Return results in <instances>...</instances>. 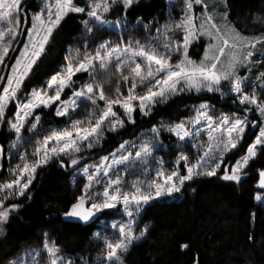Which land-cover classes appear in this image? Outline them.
<instances>
[{
  "label": "snow or ice",
  "instance_id": "obj_1",
  "mask_svg": "<svg viewBox=\"0 0 264 264\" xmlns=\"http://www.w3.org/2000/svg\"><path fill=\"white\" fill-rule=\"evenodd\" d=\"M136 0H89L85 7H80L75 0H46L44 8L33 14L31 26L27 28V39L5 75L0 74V123H3L9 104L15 103V120H9V128L16 134V140L11 147L17 148L24 137L21 135L26 124L31 121L29 132L36 134L40 116L35 115L37 109L56 106L57 117H67L69 126L60 129H50L42 140L36 141L32 153L35 158L29 161L27 154H19L20 163L11 170L15 177L7 183L0 184V226L7 224L11 214L18 211V204L7 201L14 197H22L30 188L37 170L46 165L53 158H60L62 167L76 170L80 167L78 156L82 150L92 149L99 144L105 130L117 131L124 127V119L120 118L114 109H123V116L130 123H135L134 113L137 109L148 115L158 103L166 102L172 96L184 92H208L225 95L223 88L227 85L233 103L242 107L239 111L249 113L255 110L264 117V72L257 75L260 83H248V77L240 74V69L251 71L253 64L264 66V59L254 60L257 45L264 44V36H246L229 27L227 33L214 21L208 0H184V16L179 22L165 25L163 29H156L157 36L152 43L141 44L138 40L129 39L118 43L105 40L89 50V42H94V32L109 30H127L129 23L126 19L112 21L106 18L112 8L122 4L124 9L130 8ZM22 0H0V73H4L8 66L5 64L10 50L15 51L13 45L22 34L21 9ZM200 6L201 14L195 15V7ZM69 13L86 15L81 21L84 27V51L69 50L65 57V67L46 81L43 88L32 89L23 97L18 93L26 79L32 74L34 66L46 52L53 33ZM126 17V12H125ZM223 18L227 25L228 14ZM142 24V21H137ZM264 23V20H261ZM147 27V26H145ZM209 38L208 47L204 51L203 59L198 63L188 55L190 45L199 37ZM181 58L173 63V57ZM264 55V54H262ZM227 57L225 65L223 58ZM77 74H87L89 80L78 90L74 89V77ZM117 76L124 83H130L127 95L117 86L115 96L105 93V78ZM138 86L146 89L143 94L136 92ZM252 88V92L246 91ZM66 89H72V95L62 99ZM259 89L260 95H257ZM98 102L104 106L99 107ZM81 104H90L91 111L87 119H73ZM212 106L201 103L193 107V115L178 123L153 126L146 133L150 138L141 139L140 143L124 141L115 152L101 158L99 164L84 165L77 172V177L85 182L81 194L64 213L66 223H82L89 227H99L102 231H112V236L94 235L104 244V264H123L121 256L128 251L134 240L144 236L147 226L136 235L137 219L144 206L154 200L173 197L182 191L186 182L198 177H216L222 171L224 181L241 180L240 173L256 157L257 151H264V123L249 121L247 115H221L215 117ZM34 117V120L32 119ZM259 127L255 140L248 146L246 154L234 165L225 166V156L232 149H236L246 128ZM162 131L176 137L184 144L197 148L199 157L193 164L184 152H180L176 165L171 171L164 168L162 160L154 155L163 145L157 140ZM206 141L200 140L201 136ZM26 142V141H25ZM3 148L0 147V156ZM67 158V164L63 158ZM182 162V163H181ZM181 166L184 174L181 173ZM155 172L152 176L151 173ZM134 175L137 178L130 184L123 177ZM143 176L144 179L139 177ZM260 189H264V171L259 172ZM128 189V190H125ZM257 200L264 199L258 194ZM111 210H116L115 212ZM120 214V219L111 224L101 222V217L107 218ZM183 247H187L184 245ZM47 256V264H71L61 255L57 242L52 241L45 234L42 248L31 250V264H39V259ZM10 264H21L16 259Z\"/></svg>",
  "mask_w": 264,
  "mask_h": 264
},
{
  "label": "trees",
  "instance_id": "obj_2",
  "mask_svg": "<svg viewBox=\"0 0 264 264\" xmlns=\"http://www.w3.org/2000/svg\"><path fill=\"white\" fill-rule=\"evenodd\" d=\"M225 2L228 18L236 28L243 32L264 31V27H260L259 23L256 24L254 21L251 22L253 27L248 28L240 23L242 20L250 22L251 19H255L264 0H225ZM75 3L86 8L89 0H75ZM27 7V24H29V11H38L39 7L36 0H27ZM183 12L181 0L172 3H169V0H136L127 10L122 4H117L106 18L112 21L126 19L129 23L128 29L94 32L95 43L89 42V50L102 41L110 40L118 43L121 38L124 41L134 39L140 43H149L157 35V24L179 22ZM22 18L24 19V15ZM84 19H87L86 15L78 13H69L65 17L53 33L45 54L34 66L29 78L25 80L21 92L18 93L19 96L23 97L32 89L45 87L46 81L65 65V57L68 56L70 49L73 50V54L76 49L84 51L86 40L81 23ZM137 21H142V24H138ZM26 30L27 28L23 37ZM205 44L203 38L195 41L189 49V55L200 59ZM18 50L19 47L12 51L10 62L14 60ZM7 66L5 77L11 65ZM259 68L264 72V66L259 65ZM252 70L255 72L254 69ZM240 72L242 75L246 74L244 69ZM74 78L78 83L89 80L87 74H77ZM105 79L107 82L104 87L107 95L114 97L117 86L120 87L121 93L127 95L130 83H124L117 76H109ZM248 83L258 84L255 81ZM77 86L75 84L74 88ZM2 87L3 84L0 91ZM223 91L225 93L223 97L220 93L206 91L184 92L170 97L166 102L156 104L148 115H143L137 109L134 113V124L126 122L123 128L115 132L107 131L99 144L90 150H82L78 154L80 167L76 170L62 167L58 161L49 162L39 168L26 194L6 202L18 204L20 207L11 214L7 224L0 226V264H10L18 258L21 259V264H31L28 252L42 248L45 234L50 240L58 243L61 255L70 260L71 264H104V244L94 233L101 232V235L111 237L112 231L109 229L103 232L102 223L99 227H89L82 223L69 224L63 219L64 213L81 194L85 182L77 177V172L84 165L99 164L102 157L115 152L124 141L139 144L141 139H149L146 133L153 126L159 127L161 123L167 125L188 119L194 114L193 107L201 103L212 106L211 114L215 117L229 115L243 118L247 115L249 121L264 123V117L255 110L247 114L239 111L242 106L233 103L227 85ZM246 91L251 93L252 88H247ZM71 94L72 89H66L62 99H66ZM256 94L260 95L259 89ZM91 108L90 104H81L73 114V118L87 119ZM55 110V105L36 110L42 126L66 123V117H57ZM15 111V103L12 102L0 126V143L6 151L15 136L8 124L9 120L14 119ZM23 131L27 136L18 145L19 150L23 149L28 160H33L32 153L37 138L30 136L27 128ZM258 133L259 127L253 128L249 125L237 148L226 154V163L222 168L234 165L241 159ZM157 140L163 147L158 148L154 155L158 160L163 161L164 168L168 171L176 165L180 152L187 154L193 164L199 157L197 148L178 141L166 131H162ZM200 140L206 141V135L201 136ZM12 160L14 164L20 163L18 153L14 154ZM8 164L11 165V162H7L6 159L0 164V184L15 178L8 172ZM262 169H264V151L258 150L256 157L251 159L248 166L240 173L239 182L224 181L220 178L223 174L221 171L216 177L202 176L186 182L180 193L173 197L154 200L144 206L137 219L136 235L139 236L140 231L146 226L148 230L144 236L134 240L128 251L122 254L123 264H264V200H256L257 194H264V189L258 187L259 172ZM180 171L184 174L185 170L182 166ZM151 175L154 176L155 172L153 171ZM123 178L130 184L137 177L125 175ZM122 218L126 219L120 214L107 218L102 216L101 222L111 224ZM184 245L187 247H183ZM39 264H47L46 254L39 259Z\"/></svg>",
  "mask_w": 264,
  "mask_h": 264
},
{
  "label": "rangeland",
  "instance_id": "obj_3",
  "mask_svg": "<svg viewBox=\"0 0 264 264\" xmlns=\"http://www.w3.org/2000/svg\"><path fill=\"white\" fill-rule=\"evenodd\" d=\"M175 0H169V3H172V2H174ZM36 2H37V4H38V7H39V10L38 11H29V14H28V17H29V19H30V22H29V24H27V15H26V10H27V0H22V3H21V5H20V9H21V17H20V20H21V24H20V29H19V31L22 33V29H23V27H24V25L26 24V28H28V27H30L31 26V23H32V16H33V14H36V13H39L40 11H41V9H43L44 8V5H45V3H46V0H36ZM181 3H182V8H183V11H184V0H181ZM208 4H209V8H210V10H212L211 11V14L214 16V23L217 25V26H219L220 28H221V31H222V33H227L228 32V29H229V27H233L234 25H233V23L229 20V18H228V20H227V27L225 26L226 25V22H225V20H224V18H223V14L225 13V12H227V10H226V8H225V4H226V2H225V0H208ZM198 8V9H197ZM194 11H195V15L199 18L200 17V14H201V8H200V6H196L195 7V9H194ZM227 14H228V12H227ZM24 15V19L22 18V16ZM183 16H184V12H183ZM182 16V17H183ZM28 19V20H29ZM261 20H264V4L261 6V9L259 10V14H258V16H256V18L255 19H251L250 20V22L248 21V22H246L247 20H242V22H240L242 25H244V26H246L247 28L248 27H253L252 26V21H254L256 24L257 23H259V26L260 27H264V23H261ZM28 25V26H27ZM165 25H171V23L170 24H168V23H162V24H160V25H156V29L157 28H160L161 30L163 29V27L165 26ZM235 27V26H234ZM236 30L237 31H239V32H241L243 35H246V36H249V37H251V36H264V31H260V32H257V33H255V32H243V31H241V30H239L238 28H236ZM157 36V35H156ZM201 38H203L204 39V41H205V48L204 49H206L207 47H208V44H209V38L207 37V36H203V37H199L197 40H194L193 41V43L195 42V41H198V40H200ZM27 39V30H26V33H25V36L24 37H22L21 35L18 37V39H17V41L16 42H14V45H13V47H14V49L16 50L17 49V47H19V50H18V52H17V55L15 56V58H14V60L12 61V62H10L9 60H10V54L12 53V50H10V52H9V56L8 57H6V59H5V64L6 65H12V64H14L15 63V59H16V57L19 55V52H20V50L23 48V44H24V42H25V40ZM154 41V40H153ZM153 41H151V42H149V43H152ZM192 43V44H193ZM141 44H145V43H141ZM190 47H191V45H190ZM190 47H189V49H190ZM205 51V50H204ZM262 54H264V44H260V45H257V48H256V50H255V56H254V60H256V59H262L263 57H264V55H262ZM188 55H189V50H188ZM203 56H204V52H203V54H202V56H201V58L200 59H195V58H193V57H191L190 55H189V57L192 59V60H194V61H196L197 63L200 61V60H202L203 59ZM181 57L179 56V55H177V56H174L173 57V63H175V62H177L179 59H180ZM227 57H225V58H223V60H224V63H225V65L227 64ZM259 65L260 64H253V66L251 67V71L250 72H248V71H246V74H245V76H247L248 77V81L247 82H249V81H255L256 83H260V81H258L257 80V75L261 72V69L259 68ZM11 67V66H10ZM10 67H9V70H10ZM65 67V65H63L62 66V68L60 69V71L63 69ZM252 69H254V71L255 72H253V70ZM6 70V69H5ZM241 70H243V69H240V71ZM59 71V72H60ZM7 73V72H6ZM0 74H3V75H5V73H0ZM56 74V73H55ZM240 74H241V72H240ZM242 75V74H241ZM7 77V76H6ZM6 77H5V80H6ZM50 79V78H49ZM48 79V80H49ZM74 80H75V84H77L78 86H77V88H74L75 90H78L79 88H80V86L82 85V84H84L85 82H87V81H84V82H79L78 83V80H76L75 78H74ZM4 86V85H3ZM3 88V87H2ZM146 89H144V87L143 86H138L137 87V89H136V92L137 93H139V94H143V92L145 91ZM0 92H2V90L0 91ZM31 92V91H30ZM29 92V93H30ZM28 93V94H29ZM72 95V94H71ZM70 95V96H71ZM69 96V97H70ZM68 98V97H67ZM98 103H100V102H98ZM103 104V103H102ZM102 104H99V107H103L104 106V104L102 105ZM115 111H117V113H118V115H120V118L121 119H124V121H125V123L126 122H128L127 121V119H126V117H124L123 116V109H120L119 108V106H117L115 109H114ZM35 115H37L36 113H35ZM33 120H34V117L32 118ZM66 119H67V121H66V123L65 124H62V125H51V126H42V124H40V122H39V125H38V128H37V130H36V134L34 135L33 133H31V132H29L28 130H27V133H29V135L30 136H35L36 138H37V140H42V138H43V136L44 135H47L48 134V132H49V130L50 129H60V128H64V127H67V126H69V120H68V118L66 117ZM73 119H77V118H73ZM15 120V116H14V119L12 120V121H14ZM125 123H124V125H125ZM30 124H31V121L28 123V124H26V126H25V128H29L30 127ZM0 126H1V123H0ZM120 129V128H119ZM108 130H105V132H104V134H103V137H104V135L106 134V132H107ZM12 133L15 135L14 136V140L7 146V151L3 148V154H2V159L4 160V159H6V161L7 162H11V165L10 164H8V172L9 173H11V170L12 169H14L15 168V166L18 164V162L16 163V164H14V162H13V160H12V157L14 156V154H17L18 153V156H19V154H26V152L23 150V149H21V150H19V146L17 147V148H13V147H11V145L13 144V142L16 140V134L12 131ZM21 135L25 138L27 135L24 133V131H22V133H21ZM102 140V139H101ZM23 141V140H22ZM21 141V142H22ZM20 142V143H21ZM100 143V142H99ZM86 150V149H85ZM35 158H33V160H34ZM64 159V161L66 162L67 161V158L65 157V158H63ZM19 162H20V160H18ZM29 161H32V160H29ZM52 161H58L59 163H60V158H53L52 160H50L49 162H52ZM48 162V163H49ZM0 164H1V160H0ZM61 164V163H60ZM11 181V180H10ZM10 181H8V182H10ZM5 183H7V182H5ZM2 194H4V193H0V195H2ZM260 195H262V196H264V194L263 193H259ZM258 195V194H257ZM257 200V199H256ZM264 199H261V200H257V201H263Z\"/></svg>",
  "mask_w": 264,
  "mask_h": 264
},
{
  "label": "water",
  "instance_id": "obj_4",
  "mask_svg": "<svg viewBox=\"0 0 264 264\" xmlns=\"http://www.w3.org/2000/svg\"><path fill=\"white\" fill-rule=\"evenodd\" d=\"M25 29H26V24L24 25V27H23V29H22V34H21L22 37H23V34H24V32H25ZM1 86H2V84H0V88H1ZM0 147L3 148V146H2L1 143H0ZM0 160H1V163L4 161V160L2 159L1 156H0ZM261 171H264V169H262ZM258 184H259V179H258ZM258 187H259V186H258Z\"/></svg>",
  "mask_w": 264,
  "mask_h": 264
}]
</instances>
